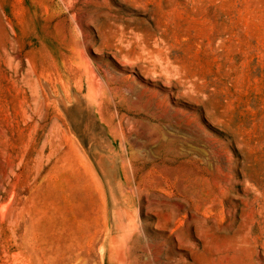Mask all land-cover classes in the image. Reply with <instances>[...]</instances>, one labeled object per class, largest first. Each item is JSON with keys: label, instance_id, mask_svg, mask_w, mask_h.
<instances>
[{"label": "rangeland", "instance_id": "rangeland-1", "mask_svg": "<svg viewBox=\"0 0 264 264\" xmlns=\"http://www.w3.org/2000/svg\"><path fill=\"white\" fill-rule=\"evenodd\" d=\"M0 205V264H264V0H0Z\"/></svg>", "mask_w": 264, "mask_h": 264}, {"label": "bare ground", "instance_id": "bare-ground-1", "mask_svg": "<svg viewBox=\"0 0 264 264\" xmlns=\"http://www.w3.org/2000/svg\"><path fill=\"white\" fill-rule=\"evenodd\" d=\"M90 68H91V67H90ZM85 72H87V71H85ZM108 73H109V72H108ZM87 74H88V73H87ZM92 77H93V75H92ZM107 77H108V76H107ZM110 77H111V76H110ZM93 78H94V77H93ZM110 79H112V77H111ZM90 80H91V79H90ZM94 80H95V79H94ZM98 83H99V85H100V81H99ZM97 87H98V86H97ZM115 87H116V86H115ZM97 89H98V88H97ZM107 89H108V88H107ZM100 90H101V87H100ZM91 91H92V89H91ZM115 92H116V91H115ZM94 93H95V90H94ZM99 93H100V91H99ZM89 94H91L90 91H89ZM92 95H94V94H92ZM98 96H99V95H98ZM95 97H96V96H95ZM158 99H159V98H158ZM158 103H159V102H158ZM164 104H165V103H164ZM99 110H100V109H99ZM182 112H183V111H182ZM110 113H111V112H110ZM184 113H185V112H184ZM111 114H112V113H111ZM116 119H117V118H116ZM97 126H98V125H97ZM116 129H118V128H116ZM116 129H115V130H116ZM117 132H118V131H117ZM232 146H233V144H232ZM149 152H150V151H149ZM123 161H124V160H123ZM127 161H128V160H127ZM220 161H221V160H220ZM123 163H124V162H123ZM123 163H122V164H123ZM126 163H127V162H126ZM124 164H125V163H124ZM128 164H129V163H128ZM130 172H131V171H130ZM158 173H159V172H158ZM239 173H240V172H239ZM175 177H176V176H175ZM240 177H241V176H240ZM167 179H168V178H167ZM227 180H228V179H227ZM158 187H159V185H158ZM159 188H160V187H159ZM130 189H131V188H130ZM156 189H157V188H156ZM131 190H132V189H131ZM159 190H160V189H159ZM165 190H166V189H165ZM135 192H136V191H135ZM164 193H165V192H164ZM123 194H124V193H123ZM11 197H12V196H11ZM142 199H143V197H142ZM233 201H234V200H233ZM144 202H145V201H144ZM0 206H1V205H0ZM3 207H4V206H3ZM4 208H5V207H4ZM207 208H208V207H207ZM137 210H138V209H137ZM212 211H213V210H212ZM200 212H201V210H200ZM136 213L138 214V211H137ZM136 213H135V214H136ZM137 217H139V216H137ZM188 217H189V216H188ZM129 218H131V220H132V216H130ZM133 218H134V217H133ZM129 220H130V219H129ZM131 220H130V221H131ZM135 220H136V219H135ZM130 224H132V223H130ZM133 225H134V224H133ZM135 226H136V225H135ZM131 227H132V226H131ZM131 227H130V228H131ZM140 227H141V226H140ZM130 228H129V229H130ZM133 228H135V227H133ZM138 228H139V227H138ZM135 230H136V229H135ZM189 230H190V229H189ZM130 231H133V230H130ZM130 231H129V232H130ZM137 231H138V230H137ZM126 233H127V232H126ZM132 234H133V233H132ZM124 235H125V234L123 233V236H124ZM126 235H127V234H126ZM126 235H125L124 238H127ZM129 235H130V234H129ZM129 235H128V237H129ZM128 239H129V238H128ZM123 240H124V239H123ZM119 241H120V240H119ZM119 241H118V242H119ZM124 243H125V242H124ZM118 244H119V243H118ZM120 244H121V242H120ZM120 244H119V245H120ZM114 245H115V244H114ZM119 245H118V246H119ZM123 245H124V244H123ZM112 247H113V246H112ZM124 248H125V247H124ZM109 249H110V247H109ZM109 249H108V250H109ZM128 249H129V248H128ZM123 250H124V249H123ZM126 250H127V249H126ZM127 251H129V250H127ZM108 253H109V252H108ZM113 253H114V252H113ZM113 253H112V254H113ZM108 255H109V254H108ZM114 255H115V253H114ZM114 255H113V257H114ZM116 256H117V255H116ZM116 256H115V257H116ZM108 257H109V256H108ZM111 258H112V257H111ZM122 258H123V257H122ZM114 259L116 260V258H113V260H114ZM118 259H119V258H118ZM110 260H111V259H110ZM113 260H112V262L115 261V260H114V261H113ZM13 262H14V261H13ZM115 262H116V261H115ZM120 262H121V261H120ZM120 262H119V263H120ZM116 263H117V262H116ZM119 263H118V264H119Z\"/></svg>", "mask_w": 264, "mask_h": 264}]
</instances>
